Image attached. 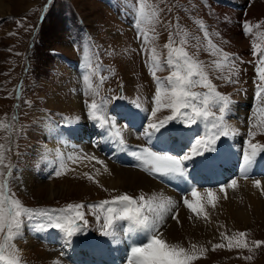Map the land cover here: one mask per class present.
Wrapping results in <instances>:
<instances>
[{"label":"rangeland","instance_id":"374dc122","mask_svg":"<svg viewBox=\"0 0 264 264\" xmlns=\"http://www.w3.org/2000/svg\"><path fill=\"white\" fill-rule=\"evenodd\" d=\"M5 1H7L8 9L5 14L0 15V118L7 116V119L14 123H8L6 119L3 129L7 135L0 130V145L5 144L8 147L6 151L0 150L4 151L7 156L5 164L12 166L11 192L23 205L36 210L62 209L69 204L80 203L84 206L96 205V202L98 204L117 195L130 193L121 192L119 189L108 186L95 179L89 172L80 173L66 167L53 171L41 158L40 148L45 143V129L46 126H49L51 117L58 118L70 114L76 117L77 115L75 111L67 108L69 105L66 106V103L53 102L54 99L56 100L55 95L62 94V97L65 98L67 93H77L80 100H91L95 97L100 100L107 99L108 107L115 101L122 102L115 98L120 96L123 90L134 109L144 107L150 113L155 108L154 96L157 91V80L152 78L153 71L155 70L156 76L161 77V80L164 81L174 70L166 64L168 55L164 58L165 55L162 54L163 50L164 54L169 51L164 42L171 39L173 47L183 48L191 57L202 62L208 78L216 85L217 90L226 92L227 95L230 93L232 100L236 97L233 95L234 92L238 95L241 94L239 83L245 82L247 77H250L251 67L246 63L238 62L239 59H235L234 69H243L235 74L234 71H230V63L217 67L208 62V57L212 56L213 59H218L223 57L222 53L228 51L232 52L228 61L231 60L233 54L234 56L243 54L248 58L247 55L254 42L261 45V49L264 50V35H262L264 34V9L262 11L254 10L252 0L248 6L244 5L243 10L245 9V11L241 7L235 6L238 10L241 9L239 11L241 20L246 17L249 24L257 22V20L262 23L259 25L260 32L255 36L253 35L255 24H252L251 32L247 35L242 30L244 27L237 26L236 30L240 32L241 37L246 36H243L244 39H247L245 46L240 42L236 44L234 40L223 36L222 29L224 28L219 27V24L214 20L211 8L209 5H205L206 0H145L148 5L146 10L149 13L157 12L158 15L151 22L143 23L142 28L144 32L158 36L154 37L144 33L148 37L145 40L147 43L139 48L136 47L132 36H130L123 18L132 13L137 21L136 13L141 0H47L46 8H44L45 0ZM207 1L213 3L211 0ZM217 2L216 0L213 6H220L215 4ZM258 2L259 6L263 8L264 1L259 0ZM30 3L31 5L27 8ZM25 8L27 9L24 10ZM235 8L233 7V10ZM252 10L253 14L250 16ZM225 13L226 18H229L228 13ZM41 14L43 21L39 22L38 15L40 18ZM34 28H38V30L35 34V51L33 52L29 49V44ZM250 33H252L251 37H249ZM178 34L181 36H177ZM150 37L154 38L150 39ZM73 39L77 40L75 44ZM206 42H211L217 48L220 45L222 53L214 55ZM153 47L156 49L161 67H156L151 60ZM86 57L88 68L92 69L91 73L87 70L86 63H83V60L86 62ZM73 64L77 65L80 69L79 72H76ZM84 66L88 72L84 70ZM85 75L90 77L88 82L93 87L90 91L87 89L89 84H86V88H82L86 82ZM228 78L240 82L231 84ZM249 84L251 87V82ZM250 87L247 86L244 90L249 92L248 88ZM103 89H109L112 96H103ZM92 91L94 96H91ZM18 97L21 99L22 107L19 111L20 115L14 116L13 111L17 108ZM246 98L250 99L249 96ZM126 101L129 103L128 100ZM123 102L125 101L123 100ZM136 105H139V108L135 107ZM85 106L86 104L82 107L83 109L81 108L82 111L85 110ZM253 106L254 102L251 99L250 103L248 102L247 110L244 111L243 122L246 124L244 125L246 134L241 136L242 141L248 137V120L253 118V112L257 110ZM259 106L264 105L259 103ZM110 108H107V111ZM251 110L253 111L251 112ZM107 111H104L105 115H107ZM170 114L171 110L164 108L152 120L158 121L164 115ZM57 121L64 120H53L54 123ZM53 122L50 125L54 124ZM259 130L257 127L258 132ZM13 134L15 139L13 138L14 142L12 143ZM137 139L144 142L142 137ZM248 142L247 139L246 143ZM259 142L264 143V134L259 138ZM240 169L243 170L242 173L245 170L244 167ZM57 171L61 172V175H56ZM4 172L6 175L8 169L5 168ZM27 174H30L34 181L45 183L55 181L58 182V186L69 180L71 188L63 190L61 187L54 197H50V193L43 190L33 192L26 187V183H23ZM261 197L264 201L263 191ZM217 204L218 202L208 213L207 218H202L203 221L200 222V225L203 230L199 231L198 238L187 237L184 242L180 239L175 244H179L189 251H192V245H196L197 259L191 261V264H264V243L255 245L257 235L260 236L261 241H264V218L258 219L249 206L250 222L243 223L238 227L236 223L227 222L228 220H218L219 214L213 212L219 207ZM57 205L61 206L57 207ZM85 209L83 212L88 224L85 231L73 237L77 241V245L81 242L86 245V242L92 237L107 238L100 230V225L104 222V211L100 208H93L96 213L100 211L102 217L100 222H97L94 219L93 211L91 209L85 211ZM53 214L59 215L58 212ZM123 225L120 227L121 231L124 228ZM43 228L53 229L47 227L46 217L39 214L35 219L26 220L23 224L21 235L26 237L21 239L20 235L14 241L20 250L22 264H61V260L65 263L76 264V262H71L72 258L66 254L65 248L68 247V244L65 243L62 232L54 229L47 231L46 234L51 239L48 242L44 234L41 233ZM241 232L246 234L244 241L248 246L229 248L227 238L235 237ZM54 241H57L56 244H60L61 248ZM218 244L224 246L214 247ZM201 249H204L202 253ZM44 251L49 253V256ZM81 252L84 254V251ZM75 255L73 254L72 257ZM92 257L95 256L89 255V258Z\"/></svg>","mask_w":264,"mask_h":264},{"label":"snow or ice","instance_id":"6c2138e0","mask_svg":"<svg viewBox=\"0 0 264 264\" xmlns=\"http://www.w3.org/2000/svg\"><path fill=\"white\" fill-rule=\"evenodd\" d=\"M145 0H141L137 9L136 27L139 34H144L142 24L151 22L158 15L157 12L149 13ZM244 32L247 35L251 32V26L248 22L244 24ZM264 35V34H262ZM144 39L148 37L144 35ZM172 40L166 45L168 48V58L166 64L174 70L167 77L166 83L161 78L156 77L158 88L154 96L155 108L151 111L150 117H156L162 108L171 110V114L163 119L154 121L148 119L146 126H142V133L149 145L153 141H158L169 131L167 125L180 123L181 125H196L203 123L205 127L210 126L212 131L204 136L193 138V145L190 153L181 156L170 155L163 151H154L151 146L140 147L138 150L130 151V155L138 160V167L157 176L158 178H171L176 180L187 179V169L185 161H191L193 157L203 156L204 152L212 149V144L221 136H229L233 129L226 124L225 114L230 111L233 101L228 95L217 91L216 85L208 78L202 62L191 57L183 48L172 46ZM209 46L213 54H220L222 50L212 45ZM254 49L259 51L258 66L256 72L260 81L256 87L255 97L264 105V50L261 45L255 44ZM151 60L156 67H161L156 55V49H151ZM223 61H216V66L221 67L227 62L230 54L222 53ZM86 67H89L86 57ZM234 65L230 66V71H234ZM153 76L156 75L155 70ZM84 80H90L89 75L84 76ZM102 82V80H101ZM235 82V81H231ZM197 86L207 89L206 92L193 91ZM89 87L91 84L89 83ZM98 95V92H96ZM117 97L115 99H120ZM107 99H102L100 103L94 99L87 105L89 118L97 121L99 127L104 128L108 125V120L104 113L107 107ZM135 107L139 108V105ZM218 109L219 115L213 111ZM259 113V120L254 122L253 127L264 126V106H258L257 111L253 112V117ZM14 119V118H13ZM11 127V125H9ZM163 130V131H162ZM109 139L112 140L121 150L127 151L131 146L127 145L123 139L120 130H112L109 126ZM248 135L250 137L257 135L250 128ZM3 146L0 145V149ZM264 152V144L248 142V149L243 151L242 162L245 169L250 168L256 160L258 154ZM87 159H96L95 157H86ZM5 152L0 150V262L4 264H22L20 250L16 247L14 241L21 235V229L26 220L35 219L39 214L47 219V227L58 229L62 232L65 243L70 244L71 239L77 233L83 232L87 228L88 221L85 219L83 204H69L66 208L54 210H36L23 205L11 192L10 179L12 166L5 164ZM79 159V158H77ZM103 163V161H99ZM8 172L5 175L4 169ZM56 175H61L57 171ZM256 187H261L259 180L254 182ZM238 182L232 179L230 184L221 186L220 191L226 192L228 187L236 188ZM264 191V188L261 189ZM191 194L195 200L184 198L183 203L198 217L203 215L207 218L208 213L205 210V203L201 202V195L195 188ZM217 200L216 193L212 189H207V204L215 207ZM92 208H100L104 211L103 224L100 230L106 237L116 238L118 236V227L120 222L126 221L127 233L147 232L149 234L148 242L137 246H132L127 256V264H191V261L197 259L195 252L196 245H192V251L175 243H169L162 238L159 228L168 213L172 211L174 203L171 199L163 195L153 194L146 198L141 194L139 197H133L127 193L117 195L111 200L99 202L97 205H90ZM58 212L59 215L53 213ZM93 215L97 222L102 219L101 215L95 211ZM82 222V223H81ZM245 233H238L235 237H228L229 248H244L248 245L244 241ZM264 241H257L259 245ZM218 244L214 247H223ZM204 249H201V253Z\"/></svg>","mask_w":264,"mask_h":264},{"label":"bare ground","instance_id":"6f19581e","mask_svg":"<svg viewBox=\"0 0 264 264\" xmlns=\"http://www.w3.org/2000/svg\"><path fill=\"white\" fill-rule=\"evenodd\" d=\"M231 1L236 3L230 6L228 2H225L228 7L230 6L229 8L221 5L213 6L211 9L212 14L214 15V20L219 24V27L224 28L222 29L224 37L234 40L236 44L240 42V44L245 46L247 39H244V37L246 36L243 35L244 37H241L240 32L236 30L237 26L243 22H241V17L239 16V11H241V9L239 8L240 10H238L236 8L237 11H234L233 7L235 8V6H239L243 9L244 5L248 6L251 0ZM258 1L259 0H252V8L254 10L262 11L264 7H260ZM261 1L263 2L264 0ZM30 5L31 3L27 6V8ZM7 9V1L0 0V15L5 14ZM225 12L228 13L229 18H226ZM252 14L253 10L250 11V16ZM237 59H239L240 62H248L251 59V56L249 55L247 58L243 54H240ZM87 89L88 91L93 89L92 85L91 87L88 86ZM85 91L88 94L86 89ZM233 95L236 97L232 98L233 103L231 104V112L227 114V123L233 129L231 133L232 145L239 150L241 149L240 144L242 143L241 136L246 134V127H244L246 124L243 122L245 114L244 111L247 110L246 108H248V102L250 103L251 98L247 99L246 97H241L235 92ZM91 96H94L93 91ZM55 98L56 100L53 98V102H59L62 104L66 103V106L69 105L73 107L70 108L67 106V108L75 111L77 115L71 120L57 121L56 123L53 122L54 124L46 127L47 136L45 137L44 145L40 148V156L48 165H50L53 169L66 167L73 171H79L80 173L89 172L93 174L95 179L114 189H119L121 192H130L133 196L136 195L139 197L143 194L146 198H148L153 194L163 195L173 201L174 207L170 213L165 215L160 225L159 232L162 238L167 242L178 243L180 239L184 242L187 237H199V231L203 230L200 225V222L203 221L202 218H204L203 215L198 217L183 203L182 200H179L178 196L181 194L176 195L174 193H170L157 181L144 174L143 172L146 171L142 167L137 166L138 160L129 154L132 150H138L140 147L149 146H151L154 151H162L160 148V141L163 139L165 143H169L171 141L169 136L170 129L168 126L169 131L166 132L158 141H153L152 145H149L142 133V126H146L148 119H152L148 109H144L143 107L142 109H138L139 111H136L128 104H125L124 106L116 105L118 112L114 110L113 112H117V115L114 116L111 113L113 109L111 107L110 110L107 111V115L102 113L106 116L108 125L101 128L99 127L98 122L91 120L88 115L87 105L93 100L88 102L85 100V110L82 111L81 98L77 95V93H67V97L65 98L62 97V94H57L55 95ZM95 100L98 102L97 98ZM256 105L257 103H255V106ZM120 123L124 124L121 125ZM109 126L112 127V130L121 131L125 143L131 146L127 151L121 150L112 140L109 139ZM96 129L101 131L104 130L106 133L100 137V140L95 139V141H93L90 136L92 131ZM138 137H142L144 142L142 143V141L137 139ZM251 142L257 143L255 141ZM243 145L245 149H248V143H243ZM172 146L176 148V144H173ZM113 148H118L119 150L116 152L113 150L111 151L110 149ZM185 152L188 153L190 150L186 149ZM240 153L243 152L239 150L233 156L238 159ZM86 157H95L96 159H87ZM99 161H103V163L101 164ZM200 163L201 162L196 157H193L191 161H186L187 165L191 164L195 167H199ZM240 164V168H243L242 161H240ZM185 167L187 169L186 165ZM261 171H263L262 174ZM251 174L254 175L255 178L248 179L243 177L244 175L249 177ZM154 177L162 184L164 181H168V183L175 181L176 183H180L182 186H185L190 191V193L185 197L190 200H195V197L191 194L192 189L195 188V190L201 195V202L205 203L206 212L210 213L212 208H214L210 204L206 203L207 189L199 187L198 181L192 179L189 175H187L186 180L158 178L155 175ZM238 177L240 178L237 179L238 186L236 188L228 187L226 192L220 191L221 188L212 190L216 193V203L218 202L217 205H219V207L216 208V211L213 210V212L219 214L218 220H228L227 222L230 221V223H236L239 227L243 223L248 224L250 222V209L254 212V215L258 219L264 218V201L261 197V189L264 188V152L257 155L255 163L250 168L245 169L243 173L240 171ZM24 179L23 183H26L27 186L25 184L24 185L28 187L29 190H32L33 192H39L42 190L49 192L50 197L57 195L58 189L61 187L63 190L71 188L69 180H66L65 184L58 186V182L55 181L52 183H45L41 181L37 182L38 180L34 181L30 174H27ZM257 180L261 182L260 188L256 187L254 183ZM230 182L228 184H230ZM249 206H251L250 209ZM122 223L124 224V228L122 231H119L116 238L111 237L109 240L105 238L102 240L99 238H91V240L86 242V245L82 242L77 245V241L72 238L68 247L65 248L67 256L72 258L71 262H76V264H127V256L130 253L131 247L147 243L149 234L147 232H135L129 234L126 231L128 226L127 222L124 221ZM24 237L26 236L21 235L20 238L22 239ZM54 243L56 244L57 241H54ZM81 251H84L85 253L83 252L84 254H82ZM44 253L49 256V253L45 251ZM73 254L76 255L72 257ZM89 255H93L95 257L89 258ZM61 264L69 263L62 262L61 260Z\"/></svg>","mask_w":264,"mask_h":264},{"label":"water","instance_id":"95a60500","mask_svg":"<svg viewBox=\"0 0 264 264\" xmlns=\"http://www.w3.org/2000/svg\"><path fill=\"white\" fill-rule=\"evenodd\" d=\"M82 223V222H81Z\"/></svg>","mask_w":264,"mask_h":264}]
</instances>
